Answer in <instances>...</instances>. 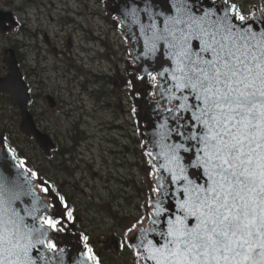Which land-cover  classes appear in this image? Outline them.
<instances>
[{
    "label": "snow or ice",
    "instance_id": "1",
    "mask_svg": "<svg viewBox=\"0 0 264 264\" xmlns=\"http://www.w3.org/2000/svg\"><path fill=\"white\" fill-rule=\"evenodd\" d=\"M126 17L142 41L136 59L160 64L138 79L154 82L161 122L145 153L155 161L151 211L121 247L144 264H264V9L165 0L157 11L144 0ZM0 147L13 162L0 164V264H65L57 236L73 209L6 141ZM79 239L84 251L68 264H100L89 237Z\"/></svg>",
    "mask_w": 264,
    "mask_h": 264
},
{
    "label": "rangeland",
    "instance_id": "2",
    "mask_svg": "<svg viewBox=\"0 0 264 264\" xmlns=\"http://www.w3.org/2000/svg\"><path fill=\"white\" fill-rule=\"evenodd\" d=\"M41 2L47 18L44 12L37 21L31 12V31L8 39L26 42L21 47L25 59L19 63L27 72L23 77L33 94L29 109L37 126L55 140L57 147L50 157H45L32 138L21 133L17 108L3 93L0 132L29 168L65 195L80 234L87 235L92 243L97 237L121 238L117 251L109 244V252L104 253L107 259L103 255L104 264H137L132 250L121 244L125 242V230L142 216V201L148 197L142 181L147 161L141 153L129 85L122 82L127 81L123 43L114 30L108 34L112 43L104 45L88 44L71 34L73 24L67 25L66 11H75L76 18L83 14L78 20L92 27V18L84 12L93 9L101 13V0L28 1L42 5ZM233 2L248 12L247 0ZM252 2L258 4L259 0ZM52 3L58 8L54 9ZM100 25L107 29L104 20H100ZM36 26L42 29L37 32ZM44 33L58 48L70 38L73 55H53L43 41ZM9 41L0 38V49ZM46 95L54 98V107L49 106Z\"/></svg>",
    "mask_w": 264,
    "mask_h": 264
},
{
    "label": "water",
    "instance_id": "3",
    "mask_svg": "<svg viewBox=\"0 0 264 264\" xmlns=\"http://www.w3.org/2000/svg\"><path fill=\"white\" fill-rule=\"evenodd\" d=\"M134 2L138 6L143 7L144 0H102L107 17L115 18L116 23L119 25L118 30L125 40L127 59L123 61V69L130 83L129 96L132 102V114L135 120L137 134L140 139L141 153L147 160L145 166L147 172L143 173L142 181L145 185L148 197L142 202V217L139 219L141 220L151 211V208H146L145 205L148 204L150 197L153 195L151 188L156 185L155 171L152 167V163L155 161L145 153L154 150L152 143H149V141L153 140L156 126L161 122V113L152 96L154 82L151 81L150 78L141 81L138 77L144 75L146 70L155 74V72L159 70L160 64L152 60H147L143 56H141L140 59H136L137 55L143 52L142 41L139 39L138 26L132 23L130 17H126L127 11ZM149 2L152 4L154 10L157 11L163 10L165 6V0H149ZM261 9H264V0H260L258 6L255 5L250 7L249 14L255 10L257 15H259ZM7 14L8 13L0 14V21L9 20ZM141 18L144 19L143 14H141ZM144 22H147L146 19ZM3 62L7 69V75L5 77H0V92L8 94L16 106L20 117L19 129L21 133L28 137H32L42 153L47 156L55 148V143L51 136L38 128L34 122L33 115L28 108L30 100L28 86L23 79L22 72L12 49H6L4 51ZM45 99L50 107H54L55 101L51 96H46ZM162 103L163 101H161V104ZM0 141H6L7 143L3 133H0ZM8 146L10 147L9 144ZM5 155H7L6 150L0 147V164L7 163L11 165L13 162L10 158L7 161L2 159ZM16 162H18V160ZM10 171L14 173L16 169L11 168ZM143 223L144 226H146L147 220L145 219ZM73 229L74 225L72 224L67 233H61L57 236L59 246L66 249L65 264H68L69 258H78L80 253L84 251L83 241L79 239L80 235L74 232ZM128 229L125 232V240L127 236L131 234L128 232ZM114 246L117 248L116 241ZM129 248L132 249L137 264H144L143 258L135 255V248Z\"/></svg>",
    "mask_w": 264,
    "mask_h": 264
},
{
    "label": "flooded vegetation",
    "instance_id": "4",
    "mask_svg": "<svg viewBox=\"0 0 264 264\" xmlns=\"http://www.w3.org/2000/svg\"><path fill=\"white\" fill-rule=\"evenodd\" d=\"M28 1L29 0H0V14L8 13L7 15L9 16V20L0 21V38H4V39L6 38L9 41L8 39L9 36H12L14 38L18 34L20 35L22 33L26 34V32L31 31L30 27L28 26V23H30L33 20L31 12L35 13V17L37 19L36 18L34 19H36L37 21H40L39 19H41L42 15H44V12H45L44 17L47 18L46 11H45V4L43 2H41L42 5H39L37 3L36 4L28 3ZM50 2H52V0H50ZM247 2H248V8L252 7L253 5H256L252 2V0H247ZM52 6L54 7V9L58 8V6H55V4L53 5V3H52ZM101 10H102L101 13L100 11L93 10V9H91L90 11L87 10V12H84L88 14V17L92 18L91 19L93 23L92 27L88 25H84L82 21L78 20V18L84 17L83 14L82 16L76 18L75 11L67 10L66 11L67 14L65 15L67 17L66 19L68 20L67 25L73 24L71 34H75L76 36H78V38H80L82 42H86L88 44H93V45L97 43L104 45L106 43H112V41L109 40L108 34H109V31L114 30L116 32V35L119 37V40H121L124 46V38L118 30V24L116 23L115 19L113 17L111 18L107 17L106 9L104 8V6H102ZM62 11L63 10L60 11L61 14H63ZM242 11L244 13H247L246 9L245 10L242 9ZM48 12L49 11H47L48 17H50V19L53 20L52 16ZM77 13H79V11H77ZM80 13H82V11ZM101 19L105 21V25L107 26V29H104L100 25ZM69 22L71 23L69 24ZM65 26L66 25L63 24V27ZM40 29H42L41 26H36L35 28L37 32H39ZM43 37H44L43 38L44 43L50 49L53 55H55L56 57L67 58L69 55H73L71 51V47H70L71 45L70 38H68L65 41V46H63L62 48H58L47 37L45 33ZM9 43L10 44L8 46L3 47L4 49L2 48L0 49V58H1L0 59V77H4L7 74L6 66L3 62V54L6 49L8 48L13 49L19 65H20L19 62H23L25 59L24 54L21 53V47L26 46V42H23V41L20 42L19 40H17L16 42L9 41ZM124 56L126 57L125 51H124ZM121 60H123L122 57H121ZM31 71L32 73H34L33 70ZM22 73L24 76V74H26L27 72L23 70ZM123 81H124V86L125 85L127 86L128 82L126 80H122V82ZM120 239L118 236L111 235L110 237H107L106 239L97 237L95 243L94 242L92 243V241H89V246L92 248L93 252L96 254L97 258L100 261V264H104L103 255L105 252H109L108 250L109 244L111 242L115 243V241H117L118 248L115 249L117 251L119 249V243L121 242ZM105 258L107 259L106 256Z\"/></svg>",
    "mask_w": 264,
    "mask_h": 264
},
{
    "label": "trees",
    "instance_id": "5",
    "mask_svg": "<svg viewBox=\"0 0 264 264\" xmlns=\"http://www.w3.org/2000/svg\"><path fill=\"white\" fill-rule=\"evenodd\" d=\"M61 153H62V151H61ZM62 154H65V152H64V153H62Z\"/></svg>",
    "mask_w": 264,
    "mask_h": 264
}]
</instances>
